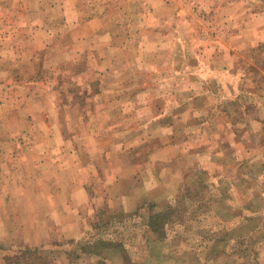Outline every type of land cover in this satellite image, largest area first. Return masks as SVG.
Listing matches in <instances>:
<instances>
[{"label":"rangeland","instance_id":"1","mask_svg":"<svg viewBox=\"0 0 264 264\" xmlns=\"http://www.w3.org/2000/svg\"><path fill=\"white\" fill-rule=\"evenodd\" d=\"M101 260L264 264V0H0V264Z\"/></svg>","mask_w":264,"mask_h":264},{"label":"trees","instance_id":"2","mask_svg":"<svg viewBox=\"0 0 264 264\" xmlns=\"http://www.w3.org/2000/svg\"><path fill=\"white\" fill-rule=\"evenodd\" d=\"M160 218V214H153L149 217V226L151 227V230L154 232V233H157V234H160L162 235L161 238L163 237V231H162V224L159 223L158 219ZM98 243H96L95 245L93 244L92 245V249L93 247L97 246ZM105 245L107 243H104ZM110 244V243H108ZM100 264H106V262L103 260H101Z\"/></svg>","mask_w":264,"mask_h":264}]
</instances>
